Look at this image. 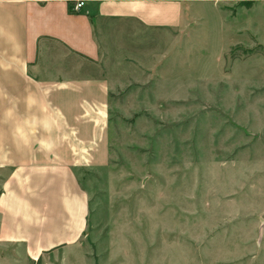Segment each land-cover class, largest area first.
Wrapping results in <instances>:
<instances>
[{
    "label": "rangeland",
    "instance_id": "rangeland-1",
    "mask_svg": "<svg viewBox=\"0 0 264 264\" xmlns=\"http://www.w3.org/2000/svg\"><path fill=\"white\" fill-rule=\"evenodd\" d=\"M186 21L131 49L100 36L108 161L75 169L95 264H264V0ZM0 264L41 262L0 232Z\"/></svg>",
    "mask_w": 264,
    "mask_h": 264
},
{
    "label": "crops",
    "instance_id": "crops-1",
    "mask_svg": "<svg viewBox=\"0 0 264 264\" xmlns=\"http://www.w3.org/2000/svg\"><path fill=\"white\" fill-rule=\"evenodd\" d=\"M76 1L84 6L74 13ZM195 1L0 0V232L8 243L41 264H95L85 239L89 196L75 169L108 161L114 85L99 66L100 36L131 49L139 31L182 29ZM110 25L129 28L105 32Z\"/></svg>",
    "mask_w": 264,
    "mask_h": 264
},
{
    "label": "built area",
    "instance_id": "built-area-1",
    "mask_svg": "<svg viewBox=\"0 0 264 264\" xmlns=\"http://www.w3.org/2000/svg\"><path fill=\"white\" fill-rule=\"evenodd\" d=\"M84 6V1H76L71 7V11L76 13L79 12Z\"/></svg>",
    "mask_w": 264,
    "mask_h": 264
},
{
    "label": "trees",
    "instance_id": "trees-1",
    "mask_svg": "<svg viewBox=\"0 0 264 264\" xmlns=\"http://www.w3.org/2000/svg\"><path fill=\"white\" fill-rule=\"evenodd\" d=\"M245 5H246V4H244V6H245ZM249 5H250V4H247V8H249Z\"/></svg>",
    "mask_w": 264,
    "mask_h": 264
}]
</instances>
